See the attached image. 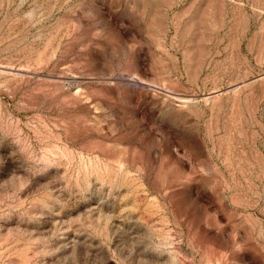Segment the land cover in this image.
Returning a JSON list of instances; mask_svg holds the SVG:
<instances>
[{
  "label": "rangeland",
  "instance_id": "rangeland-1",
  "mask_svg": "<svg viewBox=\"0 0 264 264\" xmlns=\"http://www.w3.org/2000/svg\"><path fill=\"white\" fill-rule=\"evenodd\" d=\"M0 264H264V0H0Z\"/></svg>",
  "mask_w": 264,
  "mask_h": 264
}]
</instances>
